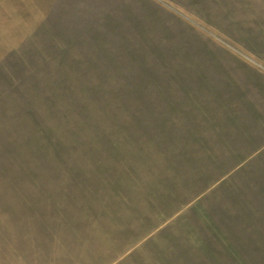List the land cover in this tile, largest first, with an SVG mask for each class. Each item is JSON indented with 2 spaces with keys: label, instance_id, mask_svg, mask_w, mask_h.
<instances>
[{
  "label": "rangeland",
  "instance_id": "rangeland-1",
  "mask_svg": "<svg viewBox=\"0 0 264 264\" xmlns=\"http://www.w3.org/2000/svg\"><path fill=\"white\" fill-rule=\"evenodd\" d=\"M0 264H264V0H0Z\"/></svg>",
  "mask_w": 264,
  "mask_h": 264
}]
</instances>
